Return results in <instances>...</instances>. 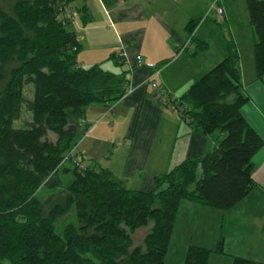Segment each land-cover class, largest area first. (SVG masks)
<instances>
[{"label": "trees", "instance_id": "16d2710c", "mask_svg": "<svg viewBox=\"0 0 264 264\" xmlns=\"http://www.w3.org/2000/svg\"><path fill=\"white\" fill-rule=\"evenodd\" d=\"M2 1L0 264H167L184 200L228 210L256 186L254 156L264 138L243 114L249 97L243 92L241 55L231 33L227 55L182 96L164 103L191 126L206 134L219 131L222 138L203 156L158 175L155 188L144 191L87 163L76 150L90 127L82 123L88 107L113 105L128 93L131 69L125 55L112 54L120 72L100 64L79 65L82 46L74 24L80 17L85 24L90 20L87 7L77 6L79 0H16L9 8ZM108 1L118 0H103L111 6ZM246 1L256 36L257 78L264 83V0ZM216 6L224 13L221 21L215 20L227 26L223 0ZM199 23L191 19L186 26L193 56L210 46L195 36ZM29 85L32 98L25 95ZM24 108L31 118L15 126ZM70 213L76 222L58 231L57 221ZM149 224L144 243L134 246L132 233ZM213 253H224L222 234L215 248L190 244L183 264H209ZM232 264L261 263L232 255Z\"/></svg>", "mask_w": 264, "mask_h": 264}, {"label": "crops", "instance_id": "0c3cea01", "mask_svg": "<svg viewBox=\"0 0 264 264\" xmlns=\"http://www.w3.org/2000/svg\"><path fill=\"white\" fill-rule=\"evenodd\" d=\"M112 2L107 6L103 0L77 1L78 7H87L90 18L85 24L80 17L74 24L82 46L78 63L83 67L100 64L107 71L120 72L112 54L121 52L131 69L130 86L113 105L88 107L82 123L90 127L76 150L87 163L127 178L128 187L151 191L158 175L185 159L203 156L222 138L219 131L203 133L166 107L151 80L167 89V98L182 96L227 55L226 42L218 39L219 47L212 51L208 41L213 32L209 20L213 0ZM191 19H200L195 36L210 44L197 56L192 55L194 44L186 36ZM140 58L144 65L137 66ZM241 68L243 92L249 97L243 114L264 138V83L256 72L246 80ZM254 164L256 186L234 207L221 210L196 200L181 203L167 257L172 246H177L175 257L184 262L190 244L215 248L222 234L224 253H213L209 264L215 260L232 264V255L264 264V146L254 156Z\"/></svg>", "mask_w": 264, "mask_h": 264}, {"label": "rangeland", "instance_id": "374dc122", "mask_svg": "<svg viewBox=\"0 0 264 264\" xmlns=\"http://www.w3.org/2000/svg\"><path fill=\"white\" fill-rule=\"evenodd\" d=\"M16 0H3L2 4L5 8H9ZM223 3L227 6L226 17L229 21L227 26H221L215 19V16L221 18L219 13L216 11V15H212L209 20L211 23L210 28L213 27V32H211V37L208 41L211 44L212 51H216L219 47V41L226 42V37H228L229 33L232 34L233 38L235 39L240 55H241V67L244 69L245 78L250 79L252 76L255 75V57H254V44L256 40L255 32L250 23V16L247 6L246 0H223ZM219 39V41H218ZM25 95L28 98H32L33 96V89L32 86H26L25 88ZM31 118V112L27 111L24 108L23 114L21 119H18L14 122L15 126H23L22 124L24 121ZM219 133V132H218ZM53 138V136H52ZM70 166L71 164L68 163ZM66 177V176H65ZM64 189V188H63ZM60 193V190H56V192ZM50 192L49 190L45 191ZM55 196V195H54ZM198 220V219H197ZM76 222V217L73 213H70L64 218H61L57 221V230L60 231L65 224ZM152 224L147 226H142L135 230L132 233L133 244H143L144 239L147 234L151 230ZM174 239V238H173ZM173 248L170 250L169 257H166L167 264H183L182 257H175L177 252V246H172ZM174 254V257H173ZM3 264H9L8 261H4ZM213 264H225V260H215Z\"/></svg>", "mask_w": 264, "mask_h": 264}, {"label": "built area", "instance_id": "2783aa9c", "mask_svg": "<svg viewBox=\"0 0 264 264\" xmlns=\"http://www.w3.org/2000/svg\"><path fill=\"white\" fill-rule=\"evenodd\" d=\"M218 1H221V0H215L213 3H212V9H215L218 13H219V16L222 17L223 13H224V9L222 7H217L216 6V3ZM67 13H68V16H72L73 13H71V10L70 9H67L66 10ZM144 65V62L143 60L140 58L138 59L137 61V66H142ZM151 85L152 87L157 91V95L160 97V99L163 101V103H165L167 101V96H166V93H167V89L163 86H161L157 81L153 80L151 82Z\"/></svg>", "mask_w": 264, "mask_h": 264}]
</instances>
